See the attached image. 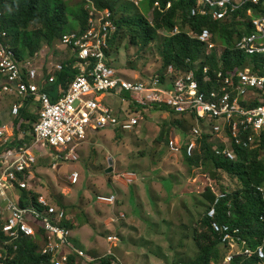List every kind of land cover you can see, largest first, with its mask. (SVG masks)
<instances>
[{"label": "built area", "instance_id": "obj_1", "mask_svg": "<svg viewBox=\"0 0 264 264\" xmlns=\"http://www.w3.org/2000/svg\"><path fill=\"white\" fill-rule=\"evenodd\" d=\"M83 1L86 28L67 32L60 40L71 52L77 73L59 97L58 90L49 91L47 87L55 83L56 73L61 72L64 65L57 64L42 73L34 62L38 53L20 62L0 20V99L13 96L20 101L11 107L10 124L0 125V234L4 237L0 240V264H12L19 243L26 239L37 243L38 253L48 256L50 264H73L74 256L81 258L83 264L95 261V256L74 243L72 230L66 223L72 219L71 214L52 195L31 186L32 168L38 160L37 153L51 156L55 166L77 161V148L92 131L116 128L132 131L141 114L139 111L126 113L127 105L134 108L164 106L194 120L187 134H171L167 145L172 153H180L183 148L186 155L192 156L205 134L207 141L213 144L214 154L234 160L238 155L232 145L255 147L264 139V62L257 67L244 65L231 71L217 70L214 78L209 77V68L203 67L201 82L192 70L172 79V66L168 67L164 78L128 79L116 71L109 55V39L117 30L111 10L99 6L98 0ZM124 1L137 4L138 0ZM195 2L190 10L192 16L199 14L216 21L225 19L246 3L257 6V14L246 11L254 31L238 38L233 48L247 58L264 56V0ZM176 33L178 30L174 28L164 35ZM194 37L206 54L215 53L216 58H220L224 48L213 42L208 29L203 28ZM105 98L118 100L124 107L115 111ZM27 101L36 103L38 121L33 130L23 132L13 120ZM26 136H30L29 141ZM123 176L128 182L134 179L133 173ZM69 180L76 183L79 172L71 171ZM258 189L264 191L263 186ZM32 192L37 194L35 199ZM225 195H217L207 211L212 228L229 246L225 262L230 263L242 255L256 256L254 264H264V240L253 248L247 246L239 228L233 229L230 224L213 219L216 204ZM96 200L112 205L116 197L113 193L98 194ZM118 216L123 217V212ZM106 239L118 241L115 235H108ZM110 264L122 262L115 258Z\"/></svg>", "mask_w": 264, "mask_h": 264}, {"label": "rangeland", "instance_id": "obj_2", "mask_svg": "<svg viewBox=\"0 0 264 264\" xmlns=\"http://www.w3.org/2000/svg\"><path fill=\"white\" fill-rule=\"evenodd\" d=\"M64 1L71 7L80 2ZM147 10L145 5H140L141 12ZM145 17L151 19L149 13ZM71 25L75 27L76 21L72 20ZM164 34L165 31L161 35ZM162 38L158 37L144 48L130 45L129 36L121 39L114 58L111 55L116 70L121 75L132 76L131 79L155 74L162 66L159 56ZM70 55L69 49L59 42L52 47L43 44L34 62L40 72L46 73L48 68L63 64ZM15 101L20 103L13 97L0 99L3 120L8 118ZM105 101L115 111L124 107L113 98H105ZM30 109L37 112L35 106ZM144 112L130 132L119 136L110 130L92 132L78 146L77 161L55 166L54 161L47 160L32 170L31 186L38 192L62 199L75 220L72 228L75 244L80 245L78 239L84 237L86 244L81 243V247L96 256L95 262L105 255L115 259L117 257L111 253L120 251L135 264L193 261L199 255L195 232L203 224L211 205L205 187L212 184L211 192L215 194V191H230L241 185L238 179L216 171L211 165L189 166L181 154L165 151L161 131L176 117L165 111ZM183 127L188 131L191 126L184 124ZM177 131L172 133L179 134L180 130ZM37 154L38 159L45 156ZM259 157L264 160V148L260 149ZM108 168L111 170L106 171ZM75 170L79 172V180L71 183L69 175ZM124 173L134 174L132 182L126 180ZM103 193H114L116 202L105 205L97 201L96 195ZM57 198L54 199L57 201ZM120 211L123 217H118ZM113 234L118 238L117 243H107L106 237Z\"/></svg>", "mask_w": 264, "mask_h": 264}, {"label": "trees", "instance_id": "obj_3", "mask_svg": "<svg viewBox=\"0 0 264 264\" xmlns=\"http://www.w3.org/2000/svg\"><path fill=\"white\" fill-rule=\"evenodd\" d=\"M79 1L74 7H71L64 0H0L1 25L8 32L9 42L18 60L24 62L29 57H33L40 51L43 44L51 47L54 46L55 42H60L62 36L69 31L84 30L86 28L87 13L84 9V1ZM98 4L111 10L114 23L117 26V30L109 39V55H112L113 58L115 51L117 52L118 50V44L126 36H129L130 45L142 48L154 42L158 37H163L160 41L159 50L162 66L155 74L140 76L138 80H149L156 76L164 78L167 75L168 67L172 66V79L192 70L195 72L198 81L201 82L203 67H208L209 77L214 78V73L217 70L223 72L231 71L244 65H254L257 67L259 63L264 62V56L247 58L233 48V44L238 38L252 32V27L245 17L246 10L251 7L250 4H246L236 10L225 19L217 21L199 14L192 16L190 10L195 6V0H138L137 4L133 1L124 0H98ZM141 4L145 5L148 9L146 13L140 11ZM147 13L151 16L150 20H147L145 17ZM72 20H75L77 23L75 27L71 25ZM174 28L178 30V33L175 35L164 36L159 32H169ZM203 28L211 32L213 41L221 43L224 46V50L218 61L214 53L206 54L201 43L194 37ZM113 61L112 65L115 68ZM74 62V58L69 57L63 63V70L56 73L55 83L48 86L47 90L53 92L58 90V97L61 96L77 73L73 69ZM117 72L120 74L119 71ZM123 76L128 79L132 78V76H128L127 74ZM8 97L12 98L13 96ZM15 102H12V105ZM29 103L30 101H27L21 107L18 116L13 120L15 125L20 126V131L23 132L33 130V125L38 121V114L32 112ZM258 104L259 102H255V105ZM127 109L126 113L130 114L133 111H139L141 115H144V111L146 110L152 112L165 111L171 116H175V120L167 124L168 126H163L161 131L160 136L164 139L163 146L165 151L171 154H181V157L189 166L211 165L216 171H224L230 177L238 179L241 185L230 191L221 189L217 193L215 191L214 194L211 192V188L214 190L212 184L205 187V194L210 200L211 205L217 195L226 193L217 202L216 214L213 219L219 223H228L233 229L239 228V233L246 239L247 246L253 248L258 243L263 242L264 191H260L258 186L264 187V160L259 157L260 149L264 148V139L255 147L232 145L238 155L237 159L234 160L214 154L212 149L213 144L207 141L208 138L205 134L199 139V145L192 156L186 155L183 148L180 153H172L167 145L172 131L180 130L182 134H187L190 129L187 131V127H183V125L187 126L190 124L192 127L195 122L191 117L176 114L164 106L134 108L131 105H127ZM10 111L11 109L8 111L9 116L7 119L10 118ZM0 115L1 125L3 117L2 114ZM169 126L171 128H168ZM110 131L118 136L130 132L119 128ZM25 139L29 141L30 136H26ZM47 160L51 161V156L39 157L32 169L35 171L40 163H45ZM27 193V191H24V194ZM33 196L35 199L37 194L33 193ZM54 196L57 198L56 195ZM56 202L70 213L61 198H57ZM204 218L201 222L203 224L195 232L199 246V255L193 261L182 264L255 263L256 256L246 258L242 255L236 257L230 263L225 262V256L230 251L229 246L222 242L220 235L212 228L211 219L207 216V211ZM66 223L72 230L75 225L74 217ZM205 224L208 225L205 226ZM0 240H4L1 234ZM38 250L39 246L37 243H34L31 239H26L19 243V250L11 263L50 264L49 257L41 255L38 253ZM87 253L94 257L92 252ZM111 259V255H106L99 259L98 262L93 261L90 264H110ZM71 260L73 264L83 263L82 259L77 256L72 257Z\"/></svg>", "mask_w": 264, "mask_h": 264}, {"label": "clouds", "instance_id": "obj_4", "mask_svg": "<svg viewBox=\"0 0 264 264\" xmlns=\"http://www.w3.org/2000/svg\"><path fill=\"white\" fill-rule=\"evenodd\" d=\"M235 2H238V1H236V0H234ZM195 4H196V2H195ZM246 4H250V6L251 7H249L247 10H251L252 11V13H254V14H257V12H259V9H257V6H255V5H253V4H251V3H246ZM246 4H244V5H242L240 8H242L243 6H245ZM167 6H169V4H167ZM240 8H238V9H240ZM238 9H236V10H238ZM235 10V11H236ZM246 10V11H247ZM234 11V12H235ZM246 13V12H245ZM245 17H246V19L248 20V22H249V24H250V26L252 27V31H254V27L252 26V23H251V18H250V16L249 15H247V14H245ZM70 32V31H69ZM163 32V31H162ZM162 32H161V34H162ZM166 32V31H165ZM169 32H171V31H169ZM252 33V32H251ZM164 36H166V35H164ZM213 40V39H212ZM215 44H217V45H220V46H222L223 48H224V46L221 44V43H218V42H215V41H213ZM60 43V42H59ZM61 44V43H60ZM223 52V51H222ZM215 54V53H214ZM222 55V54H221ZM34 57V56H33ZM33 57H29V58H33ZM221 57V56H220ZM215 58H216V55H215ZM216 60L218 61V60H220V58L219 59H217L216 58ZM220 64V63H219ZM119 105V104H118ZM120 106V105H119ZM112 107V106H111ZM113 108V107H112ZM118 109V108H117ZM116 109V110H117ZM114 194V193H113ZM115 195V194H114ZM116 197V196H115ZM117 199V198H116ZM116 202V201H115ZM214 203V202H213ZM105 204V203H104ZM108 205H111V204H108ZM113 205V204H112ZM211 207V206H210ZM209 207V208H210ZM208 208V209H209ZM208 211V210H207ZM120 212H122V211H120ZM124 214V213H123ZM119 217V216H118ZM114 220V219H113ZM114 235V234H113ZM107 240V239H106ZM73 241H74V238H73ZM107 243H110L109 241H106ZM75 243V242H74ZM112 243H115V242H112ZM117 243V242H116ZM106 256V255H105ZM96 257V256H95ZM226 257V256H225ZM224 261H225V259H224Z\"/></svg>", "mask_w": 264, "mask_h": 264}, {"label": "crops", "instance_id": "obj_5", "mask_svg": "<svg viewBox=\"0 0 264 264\" xmlns=\"http://www.w3.org/2000/svg\"><path fill=\"white\" fill-rule=\"evenodd\" d=\"M29 105L32 107V106H35L36 107V103L34 102V103H32V102H30L29 103ZM5 120H7V122H5ZM5 120H3V122H2V124H4V123H6V124H10L9 122H11V120H12V118H11V116H10V118L9 119H5ZM74 238V237H73ZM75 240H76V238H74ZM79 240V243H80V247H81V243H85L86 244V239L83 237V239H78ZM83 240V241H82ZM81 241V242H80ZM82 248V247H81ZM111 254H113V255H115L117 258H118V256L122 259V261H121V259L120 258H118L121 262H122V264H135V263H133V262H130V261H128L127 259H125L126 257L124 256V253L122 252V251H120L119 252V254H116V252H113V253H111Z\"/></svg>", "mask_w": 264, "mask_h": 264}, {"label": "water", "instance_id": "obj_6", "mask_svg": "<svg viewBox=\"0 0 264 264\" xmlns=\"http://www.w3.org/2000/svg\"><path fill=\"white\" fill-rule=\"evenodd\" d=\"M110 170H111V168L106 169V171H110Z\"/></svg>", "mask_w": 264, "mask_h": 264}]
</instances>
